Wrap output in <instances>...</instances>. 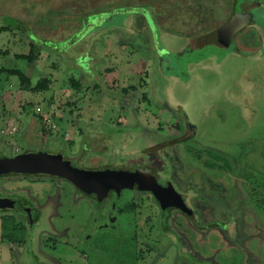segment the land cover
<instances>
[{"label":"flooded vegetation","instance_id":"obj_1","mask_svg":"<svg viewBox=\"0 0 264 264\" xmlns=\"http://www.w3.org/2000/svg\"><path fill=\"white\" fill-rule=\"evenodd\" d=\"M201 3H194V1L189 0V2L180 5L182 11L177 8L179 5L176 3L150 4L139 15V21L136 24L139 29V41L149 43L146 48L149 52L145 58L149 63L146 62V65L142 67L143 69L139 70V100L129 106L130 109L139 108V112L145 118L134 125H129L128 122L121 120L116 121L112 125L99 124L93 121L86 122L70 115L52 114L47 109L46 111L43 110L40 106H36L35 110H31L26 103L19 102L24 97V91L31 92V89H29L30 79L20 69L9 71V74L16 75L22 81L20 83L21 88L17 91L18 101L10 100L6 93H0V119L7 120V123L0 127V145H3L2 149L0 148V158L42 152L60 155L63 160L69 161L70 165L75 168L101 171L126 170L137 174L138 177L133 182L132 187H129L131 185L121 188L108 187L107 193L102 196L95 192L86 193L63 177L39 172H9L1 174L0 244H6L14 260L18 261L21 255L23 256L27 253L28 255L31 253L35 257L34 259L39 260L37 258V252H39L41 257H43L41 262L44 259H46V262L49 261L53 264L76 262L77 255L81 256L84 252L94 254L95 250L99 251L95 244L88 241L89 238L96 236L98 232L106 233L111 229H120L122 219L126 220V218H128V221H132L139 230L142 229V233L148 236L144 242L148 250L151 247L152 252L158 253V259L163 256L162 251L158 247L160 244L167 242L169 246H172L174 257L171 264H209L212 261L211 258L205 259L197 256L192 250L191 242L187 241L185 236H182V233L184 235L194 233L192 235L198 241L196 245L203 243L205 235L202 232L208 230L222 233L223 235L218 239H223L227 242V245L232 246L236 243L232 238L238 237V241L243 235L245 238H249L250 235L244 231V228L255 227V224L253 221L252 224L249 221H244V214H250L252 207L250 205L246 206V202L239 200V196L241 193L248 191L251 199L253 198L252 202L255 206L256 203L259 206L262 205V199L260 198H264V189L262 191L260 187V185L264 187V138L254 137L252 140L248 135V128L253 117H256L257 111V107L250 104L251 101L255 100L254 92L256 86L255 88H249L248 86L246 88L247 92L239 90L233 96L231 94V98L234 99L236 97L237 101L235 103L231 99L233 108L234 110L238 109L246 125L241 133L239 132V135L233 131L230 133L234 134L226 136L227 139L223 131L222 133L212 132L210 134L205 130L199 131L198 125L192 123L185 113L183 115L170 113L164 118L160 115L161 121H157V131H150L146 126L150 121L142 112V107L146 104H152L158 109H163L164 107L169 111H174L175 108L180 106L176 103L174 105V96L172 95L170 100L160 97L159 94L165 93V90H163L162 86H159L158 82L153 81V75L157 74L159 78L169 80L172 84L180 83L176 81L177 79L174 75H171V72L163 74L164 72L159 67V62L162 61V58L157 56V54L163 48L157 47L158 49H156L153 44L155 40L154 28L159 33L160 40H163L166 34H170L177 41L182 42L176 48L177 52H201L203 50L208 51L211 48L212 53L224 56L229 52L230 44L226 46L221 42H216L213 32L226 26L236 12H248L253 14L254 21L248 28L243 30H252L242 41L236 40V37L243 30L236 32L232 35L230 42L236 40L234 50L237 54H239L240 50L251 54L252 51L250 49L253 47L259 48L260 44L264 46L262 28L257 24L259 8L260 11L264 12L263 0H224L222 4L229 6V9L226 16L219 22L215 20V11L212 3L208 6ZM218 3L221 2L216 0V5ZM198 5L199 8L197 7ZM188 10L189 12H186ZM7 16L17 18L10 15ZM129 16L125 20V30L127 29ZM39 18L35 17L37 22L40 21ZM17 19L26 23V20ZM61 21L63 22L61 25L67 26L70 24V20L66 21L65 18H62ZM212 21H215L216 25L208 27L207 24H211L210 22ZM71 24L76 25L75 23ZM61 25L58 27L56 25V30H59ZM133 25L134 23L132 22L130 27L132 28ZM1 26L4 25L0 24V31H2ZM45 26L49 27L45 32L47 34L56 31L53 28L50 29L49 25ZM39 31L42 32L41 29ZM126 33L132 34L128 29ZM135 33L137 34L136 30ZM210 33L212 35H209ZM39 35L43 39L50 38L52 40H57L61 37L53 38V34L49 35L50 37H46L44 34ZM36 36L38 37V35ZM31 44L34 43L30 42V50ZM35 45L38 47L37 44ZM33 52L36 55V51ZM27 55H17L15 57L26 61L28 64L34 62V58L30 60ZM207 56L209 55L195 58V63L200 65ZM173 61V69L176 70L178 64L175 60ZM113 73L111 72V74ZM114 74V81L118 79L117 83L122 85L118 95L121 98V104H124L127 100H131L129 96L136 92L132 84L127 86L126 82L128 77L133 74L123 73V75H119L120 78L117 77L118 72ZM102 77L105 80L103 75ZM75 79L78 81L82 77ZM147 79L151 82L152 87L148 85ZM123 81H125V84ZM37 83L34 90H38V92L48 88V78ZM109 90L114 95L113 91ZM167 91L171 94V88L168 87ZM258 104L259 107H264V97L259 100ZM226 105L229 104L226 103ZM19 119L24 121L22 136L20 135L19 125L15 123ZM63 122L67 123L73 132L63 130L60 138L59 124ZM34 124L36 125L33 126ZM29 125L34 128L31 133ZM238 129L237 127L235 130ZM53 130L56 131L55 134H50ZM33 134L34 136H32ZM14 136L17 139L21 137L35 139L37 143L35 142L36 145L33 146L28 145L25 149L16 146L12 153L7 150V142ZM53 141L59 144V149H54L53 147L51 149L50 143L53 144ZM193 142L198 147L192 146L191 143ZM49 149L54 150V152L48 151ZM139 170L150 171L149 173L156 179L159 186L162 188L172 187L178 196L169 192L168 195L169 197L172 196V202L165 203L163 206L161 201L149 190L139 188ZM256 179L260 181L255 182ZM62 183L71 185V189L67 188L68 191L65 193L68 196V200H65L70 205L74 206L81 195L90 199L95 208L86 221L89 227L82 229L86 230L84 234L81 233L82 236L70 233L67 225H57L52 220L55 217L59 221L58 223H64L65 216L69 220L74 218L72 213L71 215L66 213L60 216L58 209H55L60 207L62 203L66 204V201L62 200L64 191ZM72 193L76 198L74 196L73 198L71 197ZM180 198L181 200H179ZM233 202L234 204L236 202L237 206H234V204L232 206L231 203ZM224 203L226 206L231 205L232 208L221 211L220 209ZM175 204L179 205L175 206ZM209 205H211L210 208L213 209V213L223 215H219L220 217L217 220L207 222L204 217V211L205 209L207 210ZM261 209L264 212V208ZM47 212L50 215L48 218L49 222H44L42 215ZM255 212L256 210L254 209ZM33 225H37L38 229L36 232L37 239L34 242V245L36 244L34 251L30 246L26 247V233H31L30 240H33L34 234L27 227H32ZM142 233L139 234V243L142 241ZM154 236L156 237L154 238ZM214 240L216 241L217 239L214 238ZM54 243L60 247V250L68 249V253L66 252V255H64V253L60 254L59 251H56V255H52L50 250L55 247ZM216 243L218 244L217 241ZM240 247L247 249L243 245H240ZM46 249L47 252H45ZM253 256L254 254L251 260ZM61 259H64V261ZM215 264L218 263L216 262Z\"/></svg>","mask_w":264,"mask_h":264},{"label":"rangeland","instance_id":"obj_2","mask_svg":"<svg viewBox=\"0 0 264 264\" xmlns=\"http://www.w3.org/2000/svg\"><path fill=\"white\" fill-rule=\"evenodd\" d=\"M191 1H194V3L202 2L201 4L204 3L205 6L212 3L215 11V20L218 22L226 16L229 9V6L222 4L224 0H219L221 3L217 5L216 0ZM165 2L178 4L177 8L182 11L180 5L189 2V0H0V14L21 18L26 20L27 23L16 19H5L3 16L0 17V21H2L0 24L9 26V29L0 31V93H6V96L10 100L18 101L17 91L21 88L20 83L22 80L18 79L16 75L9 74V71L20 69L30 79L29 89H31V92L24 91V97L19 102L26 103L31 110H35L36 106H40L43 110L46 111L47 109L52 114L70 115L83 119L86 122L93 121L108 125H112L118 120L126 121L129 125L143 121L145 118L139 112V108H129V106H132L133 103L139 100V70L143 69L142 67L146 65V62L149 63L145 59L149 52V50H146L149 43L139 41V29L136 24L139 21V15L143 13V10L148 8V5H162ZM226 3L228 2L226 1ZM199 5L197 6L198 8ZM53 10H65L70 13L56 14ZM80 12L81 14L87 13L88 19L81 22L75 19L76 25L71 24L75 23L71 19L75 18V15L78 17ZM186 12H189V10ZM36 16L40 17V21H38L40 23L35 19ZM128 16L127 29L132 34L126 33L127 29L125 30L124 28L125 20ZM62 18H65L66 21L70 20V24L67 26L61 25L63 24ZM257 21L264 35V12L260 11V8L257 13ZM132 22L134 25L131 28ZM210 23L207 24L208 27L216 25L215 21ZM45 25H49L50 29L53 28L54 30L57 29L56 25L57 27L61 25V28L47 34L45 32L49 27ZM40 29L42 32L39 31ZM250 30L252 29L240 32L236 40L242 41ZM153 31H155L153 44L156 46V49L159 47L163 48L157 54V56L162 58V61L159 62L161 71L164 72L163 74L171 72V75H174L177 79L176 81L180 83L172 84L169 80L159 78L157 74L153 75V81L158 82L159 86H162L163 90H165V93L159 94L160 97L170 100V96L172 95L174 96V101L172 100L174 105L176 103L180 106L175 108L174 111H169L164 107L163 109H158L152 104L143 106L142 112L150 121L146 125L150 131H157V121H161L160 115L164 118V116L170 113L175 115H183L185 113L192 123L198 125L199 131L205 130L209 132L208 134L212 132L222 133L223 131L225 132V138L234 134L230 133L233 131L239 135V132L241 133L246 123L242 120L238 109L234 110L232 103H237V101L236 97L234 99L231 98V94L233 96L239 90L247 92L246 88L248 86L249 88H255V86L264 88V47L260 44L259 48L253 47L250 49L252 51L251 54L242 50L237 54L234 50L236 40H233L230 42L229 52L224 56L212 53L211 48L208 51L203 50L201 52H177L176 48L182 42L177 41L170 34H166L165 38L160 40L157 30L154 28ZM39 34H44L46 37H50L49 35L53 34V38L61 37L57 40L50 38L43 39ZM35 35H38L39 38ZM30 42L37 44L39 48L35 49L36 57L33 59L34 62L28 64L22 59H16L15 56L29 54ZM259 49L262 57L254 60L259 56ZM202 55L209 56L205 58L203 63L197 65L195 58ZM173 60L178 64L176 70L173 69ZM111 72H118L117 77L120 74L123 75V73L133 74L130 76L131 78L127 76L128 80L125 81L127 82V86L128 84H132L136 92L134 94L129 93L131 94L129 96L131 100L129 99L124 103L126 107L124 104H121V98L118 95L122 85L117 83L118 79L114 81L115 74H111ZM101 74L105 77L106 81ZM78 77H82L84 80L77 81L75 78ZM45 78H48V88L39 92L38 90H34L35 85L38 84L37 82L45 81ZM125 81H123L124 84ZM147 81L148 85L151 86V82L148 79ZM167 85L171 88V94L167 91ZM109 89L113 91L114 95L111 94L112 92ZM231 99L233 102H231ZM260 99L262 98L258 97L250 103L252 106L257 107L256 117H253L248 128V135L252 140L254 137L264 138V110H262L264 107H259L258 102ZM226 103L229 105H226ZM235 107L237 108V106ZM4 123H7V120L0 119V127ZM15 123L19 125L20 135L22 136L21 132L24 130V121L19 119ZM33 126L29 125L30 133L34 130ZM59 127L60 138L62 137L63 130L73 132L72 128L65 122L60 123ZM237 127L239 129L235 130ZM55 132L53 130L50 134H55ZM35 142L37 143L35 139L23 137L17 139L14 136V138L7 142V150L13 153L16 146L25 149L28 145H36ZM191 144L194 147H198L194 142ZM2 146L0 145L1 149ZM50 147L51 149L52 147L54 149L60 148L56 141L53 144L50 143ZM51 149L48 151L54 152ZM258 181L260 180H255V182ZM62 185L64 186L62 200H68V196L65 193L68 189H71V185L69 183H62ZM260 187L263 191L264 187L262 185ZM73 196L74 194L72 193L71 197L73 198ZM79 198L74 206L65 200L68 207L62 203L60 207L55 208L58 209L57 211H59L58 214L60 213V216L66 213L71 215L72 213L74 216L72 220H69L66 216L63 220L64 223H58L59 221L55 217L52 220L54 224L67 225L70 233L82 236L86 231L82 229L89 227L86 221L95 208L90 199L81 195ZM260 199H262V205L259 206L256 203V207L253 205V198L251 199L248 191L240 194L239 200H244L246 206L250 205L252 207L250 214H244V221H249L251 224L253 221L255 227L244 228V231L250 235L249 238H245L244 235L239 238V241L238 237L232 238V240L236 241L234 246L227 245V242L223 239H218L223 235L222 233L211 232L207 228L206 230L208 231L202 232L205 235V240L198 245H196L198 241L192 235L194 233H187L188 235L182 233V236H185L187 241L191 242L192 250L197 256L205 259L211 258L212 261L209 264H215L216 262L218 264H264V212L262 209L260 210V208H264V198ZM221 202L223 201L221 200ZM231 204L233 206L234 202ZM210 206L204 211V217L207 222L217 220L220 217L219 215H223L213 213V209ZM227 206L224 203L220 210H230L232 208L231 205ZM234 206H237L236 202ZM254 209L256 210L255 213ZM49 216L48 212L42 215L44 222H49ZM121 224L120 229H111L106 233L98 232L96 236L94 235L88 239L90 243L95 244L99 248V251L95 250L94 254L84 252L82 254L84 256L77 255L76 262L67 263H172L174 252L171 245L169 246L167 242H164L158 246L163 253L162 258L158 259L157 252H152L151 247L148 250L144 242L148 236L142 233V229L139 230L132 221H128V218L126 220L122 219ZM27 229L33 231L34 234L33 240H30L31 233H26V247L30 246L34 251L36 249L34 242L37 239V225L27 227ZM140 233H142V241L139 243ZM214 238L217 239L218 244ZM54 245L55 247L50 250L52 255H56V251L66 255L68 249L60 250L57 244L54 243ZM240 245L246 246L247 249L240 247ZM45 252H47V249ZM253 254L254 256L251 260ZM37 256L39 260L34 259L35 257L31 253L30 255L27 253L26 255H21L17 261L11 257L10 250L6 244H0V264H53L49 261L46 262V259L41 262L43 257H41L39 252H37ZM61 260L64 261V259Z\"/></svg>","mask_w":264,"mask_h":264},{"label":"water","instance_id":"obj_3","mask_svg":"<svg viewBox=\"0 0 264 264\" xmlns=\"http://www.w3.org/2000/svg\"><path fill=\"white\" fill-rule=\"evenodd\" d=\"M254 21L253 14L248 12H236L228 21L227 25L220 30L213 32L215 41L221 42L228 46L231 37L238 31L248 28ZM209 35H212L210 33ZM264 47V46H263ZM259 56L254 60L260 59ZM254 97H264V88L256 87ZM9 172L18 173H44L52 176H58L68 179L77 188L86 193L95 192L100 195L107 193L108 187H132L133 182L138 179L137 174L130 173L126 170L110 171V170H93L79 169L70 165L69 161L63 160L60 155L48 153H25L15 156L0 158V175ZM148 170H139V188L149 190L154 194L164 206L165 203L172 202V196L168 193L178 194L172 187L162 188L158 185L156 179L149 173ZM181 200V198L179 199ZM179 205V204H175Z\"/></svg>","mask_w":264,"mask_h":264},{"label":"trees","instance_id":"obj_4","mask_svg":"<svg viewBox=\"0 0 264 264\" xmlns=\"http://www.w3.org/2000/svg\"><path fill=\"white\" fill-rule=\"evenodd\" d=\"M54 11V13H70L69 11H65V10H53ZM1 16H3L5 19H10V20H14L15 18H11V17H8L7 15H4V14H0V17ZM75 19L76 20H80V22L82 21V20H84V21H86L87 19H88V15H87V13L85 14V13H82L81 14V12H80V15L77 17V15H75V18H72L71 19V21H73V22H75V24H76V21H75ZM16 20H18V21H20L19 19H17L16 18ZM66 20V19H65ZM68 21V20H67ZM22 22V21H21ZM4 26H1V28H2V30H4V29H8V26L6 25V24H3ZM36 36V35H35ZM37 37V36H36ZM38 38V37H37ZM35 49H37V47H36V45H35V43L34 44H31V50H30V54L29 55H27V57L28 58H30V60L31 59H33V58H35L36 57V55L34 54L35 52H33V51H36Z\"/></svg>","mask_w":264,"mask_h":264}]
</instances>
